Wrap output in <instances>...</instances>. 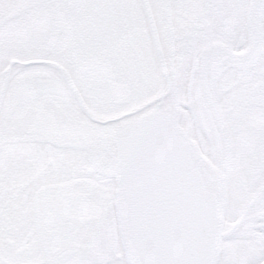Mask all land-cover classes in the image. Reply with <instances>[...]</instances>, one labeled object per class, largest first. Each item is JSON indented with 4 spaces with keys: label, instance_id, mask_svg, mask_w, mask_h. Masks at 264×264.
I'll list each match as a JSON object with an SVG mask.
<instances>
[{
    "label": "snow or ice",
    "instance_id": "6c2138e0",
    "mask_svg": "<svg viewBox=\"0 0 264 264\" xmlns=\"http://www.w3.org/2000/svg\"><path fill=\"white\" fill-rule=\"evenodd\" d=\"M0 264H264V0H0Z\"/></svg>",
    "mask_w": 264,
    "mask_h": 264
}]
</instances>
